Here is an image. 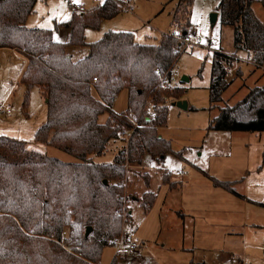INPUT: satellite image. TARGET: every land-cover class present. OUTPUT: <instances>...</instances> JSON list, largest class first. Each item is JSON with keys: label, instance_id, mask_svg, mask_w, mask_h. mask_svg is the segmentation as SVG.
I'll return each instance as SVG.
<instances>
[{"label": "trees", "instance_id": "1", "mask_svg": "<svg viewBox=\"0 0 264 264\" xmlns=\"http://www.w3.org/2000/svg\"><path fill=\"white\" fill-rule=\"evenodd\" d=\"M256 1L220 0L219 11L222 25L234 29L236 54L245 52L262 67L264 23L253 12ZM37 2L0 0V50H15L28 60L20 80L26 88L24 106L37 86L46 100L47 121L34 141L80 162L67 163L30 150L23 141L0 137V264H99L104 250L123 231L118 212L127 202L125 162L141 166L149 156L160 163L172 152L159 130L168 124V104L181 101L184 91L164 88L161 77L171 78L183 45L172 34L147 45L136 43L133 33L113 31L88 43L87 30L99 31L104 21L121 14L116 0L85 13L74 12L69 21L56 24V29L70 30L69 40L60 42L55 30L27 26ZM86 49V56L75 61V54ZM236 54L213 55L209 98L211 109L218 108L219 114L209 130L264 133V87L251 89L233 106L219 107L234 83L227 69L234 65ZM124 91L127 110L116 113L115 100ZM148 106L154 108L155 118L148 116ZM103 115H108L105 123L100 122ZM130 115L139 127L131 124ZM124 131L132 132L128 145L113 163H95L94 157L103 156ZM213 183L242 197L231 182L213 179ZM155 197L144 194L146 210L153 207Z\"/></svg>", "mask_w": 264, "mask_h": 264}, {"label": "rangeland", "instance_id": "2", "mask_svg": "<svg viewBox=\"0 0 264 264\" xmlns=\"http://www.w3.org/2000/svg\"><path fill=\"white\" fill-rule=\"evenodd\" d=\"M69 1L38 0L27 26L54 30L56 23L69 21L75 12ZM71 1L84 6L76 12L79 14L104 0ZM219 5L220 0H192L191 4L182 0H131L133 12H121L115 19L104 21L99 31L87 30L88 43L113 31L133 33L138 44L156 45L176 26L190 32L200 30L203 38L200 48L181 54L176 64L179 74L171 81V88L184 91L181 101L188 104V110H181L169 103L168 124L159 130L172 152L160 163L149 156L141 166L125 162L124 209L132 216L122 218L123 231L115 238L124 239L125 245L118 252L112 243L99 264H112L114 260L116 264H264V133L209 130L211 120L219 114L218 108L211 109L209 98L213 55L236 54L234 29L222 25ZM252 9L264 23V1L257 0ZM215 14L218 18L213 25ZM87 53L86 49L74 60ZM236 56L239 61L231 66L234 73L227 74L234 83L219 107L233 106L251 89L264 87V64L257 67L250 63L245 52ZM22 73L20 56L0 51V104L14 107L11 117L0 118V137L23 141L30 150L67 163H79L70 154L34 141L37 130L47 121L48 109L38 86L30 91L28 105L24 106ZM185 77L187 82L183 81ZM127 106L128 93L124 91L116 98L114 111L124 112ZM129 118L135 127L133 122L138 120L133 115ZM107 119L108 115H103L100 122ZM127 140L123 136L112 141L106 153L93 161L113 163L127 147ZM213 179L233 183L242 197L216 187ZM146 193L156 196L149 210L143 205ZM131 241L138 244L136 252L127 249Z\"/></svg>", "mask_w": 264, "mask_h": 264}, {"label": "built area", "instance_id": "3", "mask_svg": "<svg viewBox=\"0 0 264 264\" xmlns=\"http://www.w3.org/2000/svg\"><path fill=\"white\" fill-rule=\"evenodd\" d=\"M116 2L122 13L133 12V7L130 6V4H127L126 1L116 0ZM69 6L75 12H81L84 9L83 5L75 3L71 0L69 1ZM172 36L175 38V40H177L180 44L183 45L182 53L187 52V51L191 52L195 48H200L202 45L203 38H202V32L200 30H193L192 32L190 31L182 32L180 29H176L173 31ZM238 61L239 59L236 56L234 63H238ZM250 63L254 64L252 60H250ZM157 73H160V71L157 70ZM233 73H234V68L230 67L227 69L228 75H232ZM170 74H171L170 79H168L167 76L161 77V83L164 88L171 87V81L174 77H176L179 74V69L176 66H174L172 70L170 71ZM94 81L96 82L97 80L95 79ZM146 112L148 116H150L151 118H155L157 116L152 106H148L146 109ZM13 113H14V107L11 103L0 104V118L1 117H11ZM150 117H148V119H150ZM133 123L135 124V128L139 127V123L137 122H133ZM131 133H132L131 131H124L123 136L129 138ZM123 202L124 204H126V200H124ZM118 215H120L124 220H127L128 211L124 209L122 211H119ZM127 238H129V236H127ZM124 245H125L124 239H115L113 241V246L117 249L118 252L122 248H124ZM126 246H127L128 251L136 252V250L138 249V244L133 241L127 243Z\"/></svg>", "mask_w": 264, "mask_h": 264}, {"label": "crops", "instance_id": "4", "mask_svg": "<svg viewBox=\"0 0 264 264\" xmlns=\"http://www.w3.org/2000/svg\"><path fill=\"white\" fill-rule=\"evenodd\" d=\"M106 0H104L103 2H100L99 4H98V6L99 5H102L104 2H105ZM127 2V4H130V2H131V0H129V1H126ZM84 7V6H83ZM72 15H73V13H72ZM31 18V17H30ZM30 18H29V20H28V23H29V21H30ZM113 20V19H112ZM27 23V24H28ZM56 24H58V23H56ZM65 28H58V29H56V25H55V39H56V37H57V41H60V42H67L68 40H69V38H70V30H68V29H65ZM176 29H178V27L176 26L175 27V30ZM88 32V31H87ZM86 32V33H87ZM2 50H9V49H2ZM2 50H0V51H2ZM9 51H11V52H13V53H16V54H18V56H20V58L23 60V73H24V71H25V69H26V67H27V64H28V60L23 56V55H21L19 52H17V51H15V50H9ZM75 55H78V56H80L81 55V53H79V54H75ZM79 58H82V57H79ZM23 73H22V75H23ZM113 110H114V106H113ZM117 113V112H116ZM153 159V158H152ZM145 160V159H144ZM154 160V159H153ZM171 177H172V175H171ZM131 214H132V212H131Z\"/></svg>", "mask_w": 264, "mask_h": 264}, {"label": "water", "instance_id": "5", "mask_svg": "<svg viewBox=\"0 0 264 264\" xmlns=\"http://www.w3.org/2000/svg\"><path fill=\"white\" fill-rule=\"evenodd\" d=\"M217 18H218V16H217L216 14H215V15H212V19H211V21H212V24H213V25L216 24V22H217ZM183 81L187 82L188 79L185 77V78L183 79ZM173 106H177V107L180 108L181 110H188V104H187L186 101H179V102H177V103H174ZM105 184H107V181H105ZM91 232H92V228H89V229L87 230V233H86L87 237L91 234Z\"/></svg>", "mask_w": 264, "mask_h": 264}]
</instances>
